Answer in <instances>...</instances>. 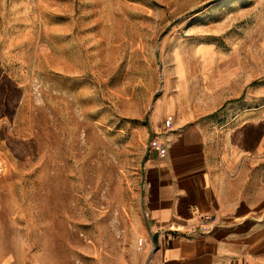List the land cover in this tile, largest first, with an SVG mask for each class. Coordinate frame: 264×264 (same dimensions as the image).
<instances>
[{"label": "rangeland", "instance_id": "374dc122", "mask_svg": "<svg viewBox=\"0 0 264 264\" xmlns=\"http://www.w3.org/2000/svg\"><path fill=\"white\" fill-rule=\"evenodd\" d=\"M211 48L264 115V0H0V264L142 261L150 109Z\"/></svg>", "mask_w": 264, "mask_h": 264}, {"label": "crops", "instance_id": "0c3cea01", "mask_svg": "<svg viewBox=\"0 0 264 264\" xmlns=\"http://www.w3.org/2000/svg\"><path fill=\"white\" fill-rule=\"evenodd\" d=\"M206 53L194 84L174 51L176 80L150 109L138 264H264V115L243 109L234 54Z\"/></svg>", "mask_w": 264, "mask_h": 264}]
</instances>
